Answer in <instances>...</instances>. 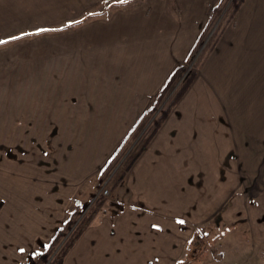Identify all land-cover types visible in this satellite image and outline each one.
Returning <instances> with one entry per match:
<instances>
[{
  "label": "crops",
  "instance_id": "1",
  "mask_svg": "<svg viewBox=\"0 0 264 264\" xmlns=\"http://www.w3.org/2000/svg\"><path fill=\"white\" fill-rule=\"evenodd\" d=\"M220 1L142 0L130 8L131 0L112 5L117 8L107 15L111 7L103 0H0L7 6L0 8V22L8 14L51 12L47 21L67 20L66 7L76 13L105 7L87 10L99 18L91 19L89 12L68 18L79 23L59 29L57 46L41 48L42 58L53 55L47 56L52 61L37 78H26L20 92L15 71L5 77L9 93H0V148L7 147L11 174H0V194L10 208L2 222L1 264L18 259L11 247L33 248L39 240L49 244L59 223L90 203L84 191L90 177L134 133L193 49L210 7ZM224 32L201 76L133 162L130 203L118 215L106 217L108 211L101 210L64 264L81 263L88 253L102 255L101 264H176L179 246L191 237L178 218L191 228L190 222L208 221L231 197L239 201L236 182L250 164L243 151L251 139L258 141L256 149L264 148V1L244 0ZM28 126H36V135ZM50 128L57 139L39 134L51 133ZM182 133L185 150L178 148ZM195 137L207 150L201 162L173 158L179 149L194 155L188 143Z\"/></svg>",
  "mask_w": 264,
  "mask_h": 264
},
{
  "label": "rangeland",
  "instance_id": "2",
  "mask_svg": "<svg viewBox=\"0 0 264 264\" xmlns=\"http://www.w3.org/2000/svg\"><path fill=\"white\" fill-rule=\"evenodd\" d=\"M140 1L142 0H134V2H131V4L127 7L135 8V4ZM238 1L239 0H221L218 5L210 7V17L208 22L201 31L199 37H197V41L187 58L178 63L176 69L178 72L176 74H174L176 71L173 73L174 75L172 76V81L169 83L166 91L161 97L159 95L156 96L157 98H155L152 102L151 107L141 118L138 127L132 131L134 133H129L126 137L128 141L126 143L123 142L124 144H121L123 146L120 145L112 153L109 157L111 164L107 161L106 164H104L90 177L91 180L87 189L86 187L84 188V191H86L85 199L87 200L85 201H89L90 203L87 204L86 209L82 208V206L79 207L78 211L69 221V225L66 228V235L53 244L51 250L52 253L48 261L38 264H49L53 259H55L97 197L102 195L105 198L103 209L108 211L105 215L106 217L113 215V213L118 215L126 207V205L130 203V197L132 194L131 188L127 183V179L133 165L134 157L136 154L139 152L141 154L143 151L142 148L145 146L144 138L147 132L153 126L154 120L161 115L165 108L170 106L171 101H173L188 77L194 74L195 78L193 81H195L197 77L201 76L203 67L210 60V57L218 45L219 40L225 33L224 31L229 26L234 24L236 14L244 0L241 2L238 10H236L235 4H237ZM260 1L263 2L264 0ZM6 7V5L0 6L1 9H6ZM214 7L218 8L214 10ZM116 8L117 7L115 6L109 8L106 14L108 15L114 9L116 10ZM91 9H99L100 11L101 9H105V7L94 6L88 8L87 10ZM65 10V18H67V20L57 19L54 21H47V17H52L54 14L53 12L49 13L48 16L46 13H41L37 15L35 14L32 17H22L21 14L16 16H11L10 14L4 15L6 21L0 22V39H7V37L11 35H19L23 32L36 33V30L39 28L57 29V31L34 34L24 37L18 41L10 42L6 45H0V76L2 77L0 78V83H2L0 85V93H9L7 92L9 88L4 82L5 77L9 78V74L13 71H15L13 73H15L17 77V82L19 84L17 87L19 88V92L21 85H24L22 83H24L26 78L32 77L33 74L34 78H37L38 71L41 72L42 67L49 65L46 61H52V58H50V60L47 59L48 55L45 56L46 58H42L43 50H41V48L48 47V49H51L52 47L57 46L59 44L57 33L61 27L68 24V18H80L89 12L87 10L83 13H76L77 11L71 12L68 7H66ZM60 14L63 16L61 12ZM60 14L57 12L55 16L59 17ZM12 17L18 21H12ZM99 17L100 16H91L90 18L94 19ZM9 19L11 22H8ZM52 56L53 55H50L48 58ZM13 77L14 76L12 75V78ZM176 105H174L172 109H174ZM28 127L29 130H31L32 128L35 129L36 126ZM52 129L53 128H50V132ZM39 130L42 129L39 128ZM31 132L33 133V129ZM31 132L30 134L26 133V135H31ZM33 134L36 135L35 133ZM39 134L41 137H45L47 139H57L56 136L58 135L52 132ZM252 135H255V133ZM197 138L198 137H195L193 144L188 143V146H193L192 149H195L194 155L190 152L189 154H186L185 151L182 153L180 150L187 149L185 143H183L185 142L183 135V138L181 137L180 141H178V148L180 149L176 150L175 153L172 154L173 158L181 160L179 158L185 156V159H183L184 161L187 158H192L194 162H201L203 154L207 153V150L204 149L201 138L199 137V140ZM243 139L246 140L244 135ZM251 142L252 143L250 145L248 144L249 146L245 147L249 150H244L242 157L245 162H250V164L242 167V174L244 175L242 177L243 179L239 183L236 182L238 185V193H240V198H237L239 201L235 204V200L231 197V199L227 200L225 206L221 207L217 213L210 215L211 219L206 222H190L189 224L191 228L187 226V222L184 223L183 228L188 230L187 233L188 235H191V237L189 238L187 245L179 246L180 259L178 262L182 261L183 264H264V163L263 165H259V163L264 160V148L256 149L255 147H257L256 143H258V141L251 139ZM11 143H16V141L11 140ZM19 144L21 145V143ZM49 144L51 147L50 149L53 150L52 141L51 143L49 142ZM147 145L148 144H146V146ZM5 148L7 147L2 146L0 148V162H2V164H0V174L4 173L8 175L11 173L9 166H5L8 159L4 153L6 150ZM54 149L56 148L54 147ZM188 149L190 148L188 147ZM18 152L21 151L19 150ZM29 152L32 156L31 151ZM245 153L248 157L250 155V161L247 160V157H244ZM7 156L10 157V154ZM114 156H118V158H116L112 164L113 158H115ZM189 162L190 161H188V163ZM6 164H8V162ZM200 171L202 170H199L198 172ZM257 173L259 174L258 178H260V180L255 182L253 177H256L255 174ZM201 180L202 179H200V181ZM199 187L200 186H198V188ZM105 189H108V193L104 192ZM80 197H83L82 194H80ZM81 200L84 201V199L80 198V201ZM75 201L76 198L68 207L67 214L74 209ZM6 206V201L0 194V250L2 248L1 240L5 237V235H3L4 230L1 231L3 225L2 222H4L3 217L6 216L7 213L5 211L10 209ZM178 220L182 219L179 217ZM62 224L63 220L59 223V225ZM189 241H191V243H189ZM41 242L42 241L39 240L33 248L23 246L11 247L12 251L19 256L18 259H15L12 262L8 261V264H29V258L33 257L35 260L38 259L39 255H35V253L45 250L44 246L39 244ZM21 248L25 249L23 253L19 251ZM98 250L100 251L102 249L98 248ZM101 257L102 255L99 256V254L97 255L96 253L93 256L88 253L86 256L82 257L81 263L78 262V264H101ZM95 259H97V261ZM178 262L176 264H178ZM157 263L159 264V262H156V264ZM71 264L76 263L74 262Z\"/></svg>",
  "mask_w": 264,
  "mask_h": 264
},
{
  "label": "trees",
  "instance_id": "3",
  "mask_svg": "<svg viewBox=\"0 0 264 264\" xmlns=\"http://www.w3.org/2000/svg\"><path fill=\"white\" fill-rule=\"evenodd\" d=\"M242 1L243 0H239L238 3L235 4V7H236L235 9L236 10H238V8H239V6H240V4H241ZM217 8L218 7H214L213 9L215 10ZM177 72H178V70L174 74H176ZM172 76L167 81L166 85L159 92L158 95L160 97L166 91L169 83H171ZM194 78H195V75L194 74L188 77V79L183 83L181 89L176 94V96L173 99V101H171L170 106L167 107V108H165L162 111L161 115L157 119L154 120L153 126L149 129V131L147 132V134H146V136L144 138V141H145V144L144 145L145 146L142 148V150L145 149L146 144H148L151 141V139L157 133V131L159 130V128L161 127V125L163 124V122L167 119V117L169 116V113H170L171 109L173 108V106L176 105L180 101V99L183 97V95L186 93V91L188 90V88L192 84ZM127 141H128V139L126 141H124V142L126 143ZM121 146H123V145H121ZM139 154H140V152L138 154H136V156L133 159V162L136 160V158L139 156ZM116 158H118V156L115 157V158H113L112 164L114 163V161H115ZM104 201H105V198L102 195L99 196V197H97L95 199V201L93 202V204L90 206V208L86 212V215L79 222V224L77 225V227L73 231L72 235L70 236V238L67 240V242L65 243V245L61 249V251L57 254V256L55 257V259H53L49 264H64L65 258L67 256V254L69 253V251L72 249V247L78 241V239L81 237V235L84 233V231L89 227V225L95 219V217L99 214V212L101 210H103ZM82 208L86 209L87 208V205L82 206ZM81 211H83V210H81ZM71 219L72 218L68 219L66 221V223H64L63 225H61L58 228V230H57L56 234L54 235V238L52 239V241L49 244L47 243V245H49L48 249L47 250H44V251H39V253H42V255H39L38 259L35 260V259H33V257L29 258V261H28L29 264H38V263H42V262H47L48 261L50 255L52 253L51 250H52L53 244H55L56 241H58L61 237H63L64 235H66V228L68 227L69 221ZM39 244L42 245V246H44L46 243L41 242Z\"/></svg>",
  "mask_w": 264,
  "mask_h": 264
},
{
  "label": "snow or ice",
  "instance_id": "4",
  "mask_svg": "<svg viewBox=\"0 0 264 264\" xmlns=\"http://www.w3.org/2000/svg\"><path fill=\"white\" fill-rule=\"evenodd\" d=\"M131 2V0H112L111 4H109V0H103V3L108 5L109 7H111L112 5H127ZM99 13H93V12H89L88 15L89 16H93V15H98ZM73 23H79V21H69L67 25H65V27H68V26H71ZM49 31H57V29H48V28H39L36 30V33H30V32H23V33H20L19 35H11L9 37H7V39H0V45H6L10 42H13V41H18L24 37H27V36H31V35H34V34H40V33H45V32H49ZM111 161H109L110 163ZM177 223L178 224H181L183 225L185 223L184 220H177ZM157 225H153V228H156ZM189 243H191V241H189ZM49 247V245L45 244L44 245V248L45 250H47ZM19 251L21 253H23L25 251V249L21 248L19 249ZM35 255H42V253H35ZM178 264H183V262H178Z\"/></svg>",
  "mask_w": 264,
  "mask_h": 264
},
{
  "label": "built area",
  "instance_id": "5",
  "mask_svg": "<svg viewBox=\"0 0 264 264\" xmlns=\"http://www.w3.org/2000/svg\"><path fill=\"white\" fill-rule=\"evenodd\" d=\"M104 192L105 193H108V189H105ZM222 264H227V263H222Z\"/></svg>",
  "mask_w": 264,
  "mask_h": 264
}]
</instances>
